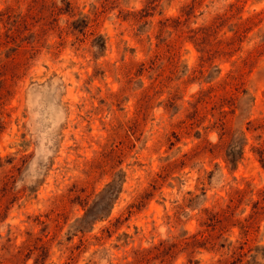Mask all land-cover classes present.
<instances>
[{
	"label": "rangeland",
	"instance_id": "1",
	"mask_svg": "<svg viewBox=\"0 0 264 264\" xmlns=\"http://www.w3.org/2000/svg\"><path fill=\"white\" fill-rule=\"evenodd\" d=\"M247 183L264 0H0V264H264Z\"/></svg>",
	"mask_w": 264,
	"mask_h": 264
},
{
	"label": "trees",
	"instance_id": "2",
	"mask_svg": "<svg viewBox=\"0 0 264 264\" xmlns=\"http://www.w3.org/2000/svg\"><path fill=\"white\" fill-rule=\"evenodd\" d=\"M14 13H15V9L8 7L5 14H7V17L9 18L11 17V15H14ZM232 153L233 152H230V155H232ZM234 196H235L234 198H231L229 200V204L226 206L227 209H230V207L235 203V201L241 203L246 198H251L250 200H252L253 197H256V199L253 201V204L255 205L253 214L257 213L258 210L259 211L264 210V188H262L261 190H256L254 187L251 186V184L247 183L245 188L236 189ZM203 212L207 216L208 220H209V216L213 214L212 210H208V209H205ZM214 214L218 215L219 212L217 211ZM238 227L245 241L243 244H246L248 241L247 237L250 234V228H249L247 219L244 218L243 220H239Z\"/></svg>",
	"mask_w": 264,
	"mask_h": 264
}]
</instances>
